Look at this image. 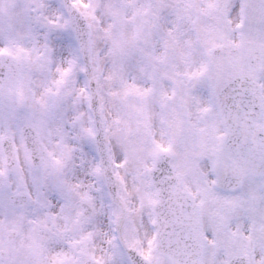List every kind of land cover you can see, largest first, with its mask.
<instances>
[{
	"label": "snow or ice",
	"instance_id": "obj_1",
	"mask_svg": "<svg viewBox=\"0 0 264 264\" xmlns=\"http://www.w3.org/2000/svg\"><path fill=\"white\" fill-rule=\"evenodd\" d=\"M0 264H264V0H0Z\"/></svg>",
	"mask_w": 264,
	"mask_h": 264
}]
</instances>
